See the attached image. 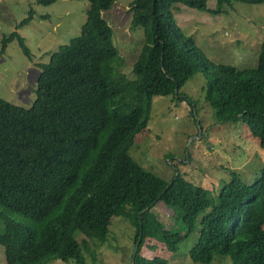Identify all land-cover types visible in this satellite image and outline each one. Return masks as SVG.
<instances>
[{"label":"trees","instance_id":"1","mask_svg":"<svg viewBox=\"0 0 264 264\" xmlns=\"http://www.w3.org/2000/svg\"><path fill=\"white\" fill-rule=\"evenodd\" d=\"M87 1L80 34L39 63L33 105L25 109L0 97V245L9 264L56 258L84 264L82 245L104 242L114 216L134 227V242L141 235L132 264H168L162 256L140 253L145 238L174 250L199 214L188 249L192 261L208 263L214 253H231V264H264V165L249 184L230 169L214 200L178 173L166 182L129 153L135 133L147 126L152 98L183 99L180 87L198 70L205 76L203 99L216 119L243 122L264 149V39L253 67L207 64L172 11L178 3L219 13L234 1L264 0H215L214 8L207 0H133L131 24L143 29L134 79L120 69L112 28L101 15L114 0ZM33 16L30 9L19 26ZM14 39L32 58L15 31L1 40L0 52ZM159 202L186 226L184 234L167 228L152 211Z\"/></svg>","mask_w":264,"mask_h":264},{"label":"rangeland","instance_id":"2","mask_svg":"<svg viewBox=\"0 0 264 264\" xmlns=\"http://www.w3.org/2000/svg\"><path fill=\"white\" fill-rule=\"evenodd\" d=\"M133 0H114L101 12L113 31V43L122 58L120 69L134 79L133 61L143 45V29L131 24ZM214 8L215 0H207ZM90 3L87 0H55L42 5L35 0H0L1 40L11 32L23 37L32 58L22 51L16 39L0 52V97L11 104L29 108L36 99L41 66L50 55L80 34ZM224 12L197 10L182 4L172 8L173 19L184 36H189L200 59L207 63H229L237 68L257 64L264 39V4L234 1ZM34 10L33 19L19 26ZM205 76L195 71L180 87L178 100L173 95L152 98L147 126L135 133L130 155L145 168L170 182L176 173L210 192L216 200L229 171L239 173L244 183H253L264 165V149L241 121H218L215 111L203 99ZM169 229L184 234L187 230L173 211L162 203L152 207ZM200 214L187 235L168 249L163 242L146 237L140 253L147 258L162 256L168 264H231V253H214L208 263L192 261L188 249L196 240ZM1 230V225H0ZM134 227L124 218H110L107 239L82 245L84 264H132ZM80 238V235H79ZM0 245V264H9ZM44 264H79L75 258L50 259Z\"/></svg>","mask_w":264,"mask_h":264},{"label":"water","instance_id":"3","mask_svg":"<svg viewBox=\"0 0 264 264\" xmlns=\"http://www.w3.org/2000/svg\"><path fill=\"white\" fill-rule=\"evenodd\" d=\"M140 240H141V235L138 236V239H137V241L134 244V248H133V251H132V262L134 261L133 260L134 259V255H135V253L137 251V248H138V245H139Z\"/></svg>","mask_w":264,"mask_h":264}]
</instances>
